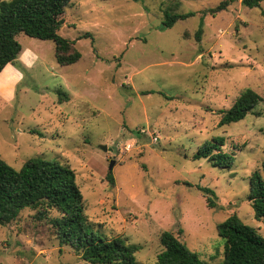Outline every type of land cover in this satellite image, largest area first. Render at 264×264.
<instances>
[{"label": "rangeland", "instance_id": "obj_1", "mask_svg": "<svg viewBox=\"0 0 264 264\" xmlns=\"http://www.w3.org/2000/svg\"><path fill=\"white\" fill-rule=\"evenodd\" d=\"M165 11L193 16L161 28ZM62 20L58 35L80 53L72 65L56 63L52 41L16 36L38 60L12 64L21 81L12 100L0 98V158L16 170L30 158L69 165L92 229L138 246V264H157L164 231L205 264H222L216 229L233 214L264 237L247 201L264 161V1L70 0ZM245 89L262 102L218 126ZM216 137L230 168L193 158ZM57 216L25 208L0 224V264H89L59 244Z\"/></svg>", "mask_w": 264, "mask_h": 264}, {"label": "trees", "instance_id": "obj_2", "mask_svg": "<svg viewBox=\"0 0 264 264\" xmlns=\"http://www.w3.org/2000/svg\"><path fill=\"white\" fill-rule=\"evenodd\" d=\"M142 1V0H132ZM264 0H241L244 7H259ZM70 0H7L0 1V72L7 64H16L21 46L18 34L42 41H52L55 60L68 66L80 59L74 42L58 35L62 16ZM227 1L209 9L210 14L225 10ZM193 16L165 11L161 28H171L176 21ZM201 30L196 34L200 41ZM262 102L251 89L243 90L230 109L219 111L218 126L243 120L247 113ZM221 137L205 141L193 155L213 166L230 168L232 158L222 151ZM106 178L112 183L111 174ZM247 201L255 220H264V161L249 179ZM211 206V202L208 203ZM25 208L37 209L43 218L49 211L58 214L51 220L60 245H68L89 264H138L135 258L139 247L127 244L122 238L104 239L97 235L85 214L83 196L76 183L75 172L67 164L39 158L28 159L16 170L0 158V224L14 221ZM217 234L224 241L222 264H264V237L253 227L244 224L235 214L217 226ZM162 251L157 264H205L171 232L159 235Z\"/></svg>", "mask_w": 264, "mask_h": 264}, {"label": "crops", "instance_id": "obj_3", "mask_svg": "<svg viewBox=\"0 0 264 264\" xmlns=\"http://www.w3.org/2000/svg\"><path fill=\"white\" fill-rule=\"evenodd\" d=\"M26 50H28V52L26 53L25 56H23ZM37 60L38 58L36 57V53L33 50L28 49V47H25L23 49L21 48V52L18 56L16 63L20 62V64H22V66L25 69H27ZM5 70L6 73L3 76L2 83L0 84V98L3 102H9L10 100L13 99L16 86L21 81V71H20L21 69L18 70L16 66L12 64H7L0 72V75Z\"/></svg>", "mask_w": 264, "mask_h": 264}, {"label": "water", "instance_id": "obj_4", "mask_svg": "<svg viewBox=\"0 0 264 264\" xmlns=\"http://www.w3.org/2000/svg\"><path fill=\"white\" fill-rule=\"evenodd\" d=\"M101 149L103 150V151H106V147H101ZM113 164H114V160H111V165H110V167L108 168V170H111L112 169V167H113Z\"/></svg>", "mask_w": 264, "mask_h": 264}]
</instances>
